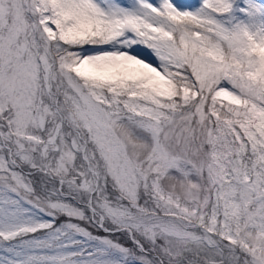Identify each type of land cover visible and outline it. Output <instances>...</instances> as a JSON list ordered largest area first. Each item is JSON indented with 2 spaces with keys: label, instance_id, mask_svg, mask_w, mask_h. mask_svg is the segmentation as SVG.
Returning <instances> with one entry per match:
<instances>
[{
  "label": "snow or ice",
  "instance_id": "obj_1",
  "mask_svg": "<svg viewBox=\"0 0 264 264\" xmlns=\"http://www.w3.org/2000/svg\"><path fill=\"white\" fill-rule=\"evenodd\" d=\"M0 264H264V0H0Z\"/></svg>",
  "mask_w": 264,
  "mask_h": 264
}]
</instances>
